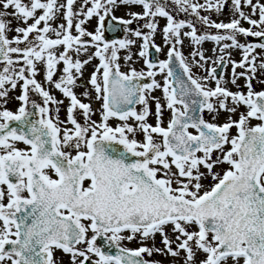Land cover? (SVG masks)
<instances>
[{"label": "snow or ice", "instance_id": "snow-or-ice-1", "mask_svg": "<svg viewBox=\"0 0 264 264\" xmlns=\"http://www.w3.org/2000/svg\"><path fill=\"white\" fill-rule=\"evenodd\" d=\"M76 2L0 0V264H63L57 251L69 264H163L145 254L171 257L172 264H264V90L252 84L258 71L264 74V57L256 51L264 52V3L231 0L238 16L225 23L200 13H221L227 0H82L78 9ZM137 6L142 12L130 10ZM121 7L129 9V19L114 14ZM173 12L191 14L205 31L198 34L193 20ZM158 17L167 20L162 29ZM93 18L95 30L88 31ZM139 21L142 26L130 27ZM118 28L125 38L106 39V31ZM158 30L167 58L153 61L150 49L162 51L154 39ZM9 32L15 35L9 38ZM238 36L257 42L241 43ZM184 38L193 46L191 63L179 47ZM137 40L136 56L146 71L131 66ZM206 41L215 45L212 56L201 48ZM121 50L127 52V71ZM234 50L241 52L239 61L232 59ZM94 59L98 65L78 85ZM229 64L226 80L219 70ZM40 65L44 84L36 79ZM18 86L14 113L6 105ZM77 87H84L83 99L91 101L94 93L100 107L82 102ZM49 88L69 99L66 120L59 119L63 100ZM30 93L42 104L30 100ZM153 102L155 126L148 123ZM49 105H56L55 116ZM241 106L246 111L233 120ZM165 107L171 112L167 127ZM205 112L213 121L222 112L229 115L217 124L205 120ZM111 120L120 123L113 127ZM224 164L222 175L214 171ZM209 178L213 183L206 187ZM157 235L163 247L156 246ZM134 240L137 249L124 246Z\"/></svg>", "mask_w": 264, "mask_h": 264}, {"label": "rangeland", "instance_id": "rangeland-1", "mask_svg": "<svg viewBox=\"0 0 264 264\" xmlns=\"http://www.w3.org/2000/svg\"><path fill=\"white\" fill-rule=\"evenodd\" d=\"M61 2H64V0H61ZM165 2L167 3V0H165ZM201 3H203V0H200ZM82 3V0H77L76 4L74 5V8L78 9L80 7ZM253 3H256V0H253ZM260 3H264V0H260ZM90 6V5H89ZM3 9H0V11H2ZM129 9H126L124 7H121L119 10H117L114 14L118 17H123L124 19H129L130 17L127 16L125 13L126 11H128ZM131 11L133 12H142V7H132L130 9ZM169 11H173V9L169 6L168 8ZM9 12L11 11V9L8 10ZM242 11H244L246 14H251V9L247 6H244L243 3H242ZM40 13H38L39 15ZM173 14L176 16V18L178 19H188V20H193L196 27H197V30H198V34H202L205 29L204 27L199 23L198 20H194V17L191 15V14H188V15H185V14H182V13H178V12H173ZM200 15H209L210 18L213 20V21H216V22H225V23H228L230 22L231 19L233 18H237V16H234L233 13H232V10H231V0H227V4H226V7L221 11V13H215V12H204V11H201ZM254 19H258V15L253 17ZM158 21H159V27L160 29H162L166 23H167V20L166 18H160L158 17L157 18ZM62 19L61 20H58L57 23H62ZM29 24L32 23L31 20L28 21ZM144 23V21H139L138 23H133V25H131L130 27L135 29L137 27H140L142 26ZM18 24L15 20L12 21V28L14 29L15 27H17ZM19 26H24L23 24H20ZM55 26V25H53ZM95 26H96V19L93 18L90 22H88L85 27L88 31H94L95 30ZM242 26L245 27V28H248L249 25L242 21ZM123 30V29H122ZM144 31H147V29H144ZM183 31H189V29L185 28ZM207 31H209L211 34H216L217 33V30L214 29V28H211V29H207ZM73 34H75V31L73 30ZM15 35L14 32H9L8 33V36L9 38H12L13 36ZM126 36V33L123 31V34L121 36L120 39L122 38H125ZM129 38H134V37H131L129 36ZM238 40L241 42V43H245L246 41L247 42H250L249 41V38L250 37H243V36H238L237 37ZM155 43L159 46H161L162 48V51L160 53H157V58L158 60H164L167 58L166 54H167V51H168V47H165L164 45V41L162 39V33L158 30L156 35H155ZM140 44H141V41L140 40H137L136 41V45L134 47L131 48V53L133 54V61H136L135 63H133L131 66L135 67L137 70H147L144 66V61L142 59H139L137 56H136V53L139 51V48H140ZM21 47H23V45H21ZM180 47V50L182 51V53L184 54L185 57H188L189 58V63H191V56H190V53L193 51V46L191 45L190 41L187 39V38H184V43L182 46H179ZM215 47L214 43L211 42V41H206L203 43V45L201 46L202 50L205 52V55L206 56H212V49ZM62 50V49H61ZM95 49H89V52H93ZM258 53H260V55L262 57H264V52H261L260 49H257L256 50ZM127 54V52L125 50H121L120 52V56H121V65H122V71H127L128 70V64L125 63V61L123 60V57ZM75 58V56H74ZM87 56H81L80 59L83 60V59H86ZM215 59V57H213ZM232 59L236 60V61H239L241 59V52L239 50H234L232 51ZM260 62V59L258 57V60H257V63ZM99 61L97 59H94L91 64L87 65L84 69V77L82 80H78L77 81V84L78 85H82L84 83L87 82L88 78L90 77L91 73L94 71V67L96 65H98ZM39 67V70H40V75H38L36 77V79L38 81H40L42 84H44V79H43V66L40 65L38 66ZM61 69L63 67V65L60 66ZM239 71H242L241 69H237V72ZM193 73L200 76V75H204L202 69H199V68H195L193 67ZM222 73L224 75V78L227 80L230 78V74H231V64H229L227 66V68L225 69H222ZM60 73H57V76L59 75ZM256 79H254L252 81V84H253V88L255 91L259 92V91H262L264 90V83H261L260 81L261 80H264V74H262L261 72H257L256 74ZM156 79L158 81H160L161 83H163V78L162 76H157ZM238 83L241 85V89L242 91H244L245 93L247 92V89L244 87V80L243 78H241ZM46 88L48 87L47 85H45ZM211 87H215V84L212 83L210 84ZM227 87L235 92L237 91V88L235 86H233L231 83H228L227 84ZM50 92L52 95H54L56 97L57 100H63V105L60 106V112H59V119L60 120H66V108L67 106L69 105L70 101L68 98H65L58 90H55L54 88H49ZM75 93L77 94L78 97H81V93L84 91V87H77L74 89ZM21 94V90L19 88V86L17 87V89L13 90V91H10L9 92V99H8V103L6 105V107L8 108V110H11L13 111L14 113L16 112V110L18 109V107L20 106V102L16 99L17 96H19ZM154 96L156 97H160L161 98V103L164 104V100H163V96H162V91L161 90H156L154 93H153ZM82 99V102L84 103H91L92 104V107L94 109H97L100 107V102H97L95 100V94L93 93L92 95V100L89 101V100H86V99ZM30 100H34L36 103H40L42 104V98L34 93H30ZM0 103H3L2 101H0ZM30 107V105H29ZM49 107L53 110L52 111V115L55 116L56 113H55V107L56 105H49ZM140 107L141 106H137V110L139 111L140 110ZM151 107V111H152V115L148 118V123L149 124H152L153 126H155V123H156V117H155V103H151L150 105ZM2 110V109H0ZM246 109L241 106L237 112V114L233 115L232 116V119L233 120H238L239 118V112H245ZM228 113H224L222 112L220 114V116L218 117L217 120L213 121L212 120V116L209 115L207 112L204 113V119L205 120H208L209 122H214V123H217V124H223L224 122H226V120L228 119ZM77 118L82 121V117L79 116V114L77 113ZM93 119H96V120H99V116H94ZM162 119L164 121V124L163 126L164 127H167V123L168 121L171 119V112L170 110H168L166 107L164 108L163 110V116H162ZM2 122V121H0ZM110 123L112 124L113 127H115L118 123H120L119 121L117 120H111ZM129 123H135L134 121H129ZM253 125L258 123L257 121L253 120L251 122ZM68 127H72L70 124L67 125ZM231 134L232 135H236V129L233 128L231 130ZM138 140H143V134L142 133H139L137 134V137H136ZM17 147L18 148H21V149H25L27 148L26 145H24L23 143H17ZM228 148H230V145L226 146V149L225 150H228ZM73 155H75V152H73ZM217 154L214 153L213 154V159H215V156ZM228 168V165L227 164H224V165H220L218 167H216L214 169V171L216 172H219L221 173V175L223 174V171L227 170ZM203 170V169H202ZM51 174V173H50ZM53 178H55V176L53 175ZM203 183L205 184L206 187L210 186L213 182L211 180V178L203 181ZM4 203L6 204L7 203V199H5ZM191 230H195V228L191 229ZM168 232L169 234H171V228L169 227L168 228ZM89 236H91V233H89ZM174 238V237H173ZM139 239V237L137 238ZM147 245L149 247H151L152 245V241L149 240L147 241ZM125 247L129 248V249H137L138 247H140L141 245L137 242V241H132V242H126L124 244ZM156 246L157 247H163V245L161 244L160 242V236L157 235L156 236ZM184 254L181 253V256H183ZM55 258L57 260H61L63 261V264H69V257L65 254H63L61 251H57L55 253ZM145 259H151V260H156V261H163V264H172V258L171 257H168V258H165L163 256H160V255H157V254H154L152 257H148L146 254L144 256ZM202 258V257H201ZM93 259H95V257H93ZM178 264V262H177Z\"/></svg>", "mask_w": 264, "mask_h": 264}, {"label": "water", "instance_id": "water-1", "mask_svg": "<svg viewBox=\"0 0 264 264\" xmlns=\"http://www.w3.org/2000/svg\"><path fill=\"white\" fill-rule=\"evenodd\" d=\"M121 28H118L117 30L115 31H106L105 32V37L106 39H109V40H113V39H119L121 37ZM254 43L257 42L256 38H252L251 39ZM150 58L153 60V61H156V57H155V54L154 52H152L150 54ZM221 72V69L219 70ZM31 111H34L33 109L30 108ZM34 119L38 118V117H33ZM12 126H15V124H13ZM98 244H103V241H98ZM112 253L114 254L115 253V249L113 248L112 250Z\"/></svg>", "mask_w": 264, "mask_h": 264}]
</instances>
